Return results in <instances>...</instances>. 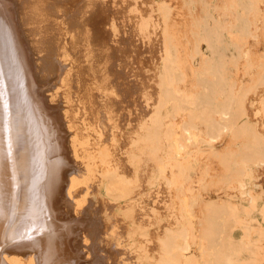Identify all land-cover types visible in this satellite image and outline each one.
<instances>
[{"label":"rangeland","instance_id":"1","mask_svg":"<svg viewBox=\"0 0 264 264\" xmlns=\"http://www.w3.org/2000/svg\"><path fill=\"white\" fill-rule=\"evenodd\" d=\"M184 1L0 0V94L7 96L8 101V96L12 95L15 103L11 102V106L17 107L11 112L5 105L8 101H1L3 97L0 100L1 118L17 121L9 132L13 137L8 143L10 145L7 149H0V154L20 152L24 168L28 169L29 160L33 157L26 155H36L41 145L59 146L56 137L49 139L46 135L41 141L36 133L59 129L64 150L73 163L66 121L71 125V134L83 142L80 154H96L104 147L112 151L118 175L109 182L103 175L104 169L99 168L96 182L89 190L85 185L76 187L73 206L76 211L69 212L63 219L69 228L66 239L71 241L73 238L69 236L75 233L73 219L80 211L84 212L91 236V244L88 242L91 256L100 259L102 254L103 264H154L158 258V239L166 230H174L177 226L178 207L172 201V193L161 170L147 158L150 146L142 147L139 143V138L149 132L158 91L156 83L163 74L164 26L157 4L165 2L170 5L167 6L179 41L183 72L186 73L183 81L186 84L182 82L180 89L188 93L194 92L200 67V59L189 58L193 45L190 33L192 17H205L204 9H208L210 18L229 28L236 24L237 19L235 5L231 8L235 0H204L202 6L194 0H187V4L191 3L192 14ZM142 18H146L144 22ZM11 27L16 29L15 36ZM258 31V35L254 33L245 42L233 29L232 35H224V44H229L227 48L230 50L236 43L238 52L247 47L252 53H258L264 39V23ZM217 55L208 47L204 50L205 58H217ZM244 59L238 53L236 65L231 67L230 80L238 85L245 80ZM12 75H16L18 86L9 85ZM27 79L33 86L27 83ZM29 86L40 95V99L30 94ZM23 103L32 109L23 110ZM185 106L184 109L189 111L190 107ZM245 108V121L256 126L264 137V111H261L264 109V85L246 97ZM36 109L42 113L44 124L48 122L49 126H37L33 121ZM169 113L173 114V111L167 107L161 114L164 120L161 134L165 137L168 132L173 137L174 151L179 119L170 121L167 118L171 115ZM204 133L200 126L195 136L194 151L188 156L172 155L183 166V185L191 192L199 191V184L211 169L218 172L212 152L224 146L212 147ZM14 145L18 147L16 150L10 147ZM59 152L60 156L65 154L64 151ZM84 161L83 158L78 159V170L84 168ZM248 169L249 175L245 177L243 187L226 182L220 196L213 190L201 192L207 201L223 200L236 209L235 218L230 220L234 226L232 243L242 245L246 240V244L252 247L241 253L240 262L264 264V163H250ZM55 171L51 170L49 176H54ZM123 177L136 178L137 186L128 197L114 199L107 193L106 186L123 184ZM252 198L254 204H251ZM32 202H22L26 215L33 206ZM237 219L251 228L250 235L244 230V225L235 223ZM31 223L32 220H28V224ZM28 234L32 236L30 231ZM80 239L78 237L75 241L80 242ZM81 245L80 250L86 252L87 249ZM69 248L65 247L68 255Z\"/></svg>","mask_w":264,"mask_h":264},{"label":"bare ground","instance_id":"2","mask_svg":"<svg viewBox=\"0 0 264 264\" xmlns=\"http://www.w3.org/2000/svg\"><path fill=\"white\" fill-rule=\"evenodd\" d=\"M184 2L190 11L191 3L187 4V0ZM194 2L202 6L204 0H194ZM235 2L232 3L231 8L235 5L233 7L237 11V19L236 24L230 28L223 23L221 25L213 17L210 18L208 9H204L205 17L192 15L190 33L193 37V45L189 58L200 59L197 84L193 93L180 89L181 83L186 79V73L183 72L177 33L172 26L168 7L170 5L165 2L157 4V11L164 26L161 55L163 74L158 77L156 83L158 91L149 132L139 138V143L142 147L150 146L147 158L161 170V175L172 193V201L178 207L179 216L176 218V228L166 230L158 239V258L154 264H242L241 253L245 249L252 248L246 244V240L242 245L232 243L234 226L231 225L230 220L236 215L234 206L223 200L207 201L201 192V190H213L220 196L226 182L243 187L245 177L249 175L248 165L264 163V137L256 126H250L245 121L246 97L251 92H256L260 85H264V39L261 51L258 53H252L247 47L238 52L239 46L236 43L234 49L230 50L227 48L229 44L227 46L224 44L226 42L224 35L226 33L232 35L233 29L244 38L245 42H248L254 33L255 36L258 35V30L264 23V0H235ZM11 29L15 36L16 29L13 27ZM206 47L212 49L214 54L217 53V58H205ZM238 53L245 58L242 62L245 71L242 85L230 80L231 67L236 65ZM63 56H65L64 52ZM15 77L16 75L10 76L9 85L18 86ZM27 83L33 86L30 79H27ZM30 89V94L40 99V95L34 92L33 87ZM8 97L10 102L7 96L0 94L1 101H8L5 104L6 108L14 112L17 107L11 106V102L15 103L12 101V95ZM184 104L190 107L189 111L184 109L186 107ZM23 106V110L32 109L27 104ZM167 107L173 111V114L169 113L171 115L167 118L170 121L172 118L179 119L178 135L174 138V151L171 144L173 137L168 132L165 137L161 134L164 125L161 114ZM261 111L263 112L264 109ZM38 112L33 115L35 117L33 121L40 126L45 121L42 120V113ZM1 117L0 149H7L10 145L9 141L13 139L9 132L16 126L17 121H4ZM49 124L46 122L44 125L49 126ZM66 124L69 128L73 163L64 150L59 129L36 133V137L41 141L46 135L49 139L56 137L59 146L52 148L41 145L36 155H26L28 158L33 157L29 160L28 169L24 168L20 152H6L4 156L0 154V264H103L102 254L100 259L91 256V242H89L91 236L88 218L84 217V212L80 211L77 216L73 214L75 216L73 231L76 234H70L69 238H73L71 241L66 239L69 228L67 229L63 219L66 214H70L69 212L76 211L73 208L74 201L76 202V195L74 196L76 187L85 185L89 190L96 182L99 168L104 169L103 175L109 182L118 175L117 167L114 165L115 158L108 147H104L96 154H80L79 148L83 146V142L73 135L74 133L71 134V125L67 121ZM200 126L204 128L206 140L211 142V146L223 144L224 146L212 152L218 172L214 173L211 169L210 174L199 184V191L191 192L183 185L185 176L183 166L179 161L174 160L172 155L175 153L177 157L184 158L194 151L195 136ZM10 147L14 150L18 148L15 145ZM59 151H64L65 154L60 156ZM79 158L85 161L84 168L78 170ZM51 170H56L54 176H49ZM122 181L121 185L106 186L107 193L112 198L122 200L137 186L136 178L123 177ZM29 200L34 202L29 214L26 215L22 202L26 203ZM84 200L85 198L82 201ZM254 202L252 198L251 204ZM28 220H32V223L28 224ZM235 223L244 225L248 235L252 233L251 228L242 221L238 220ZM76 235L81 238L80 242L75 241L78 238ZM248 238L250 239V236ZM81 244L87 249L86 252L80 250ZM66 246L70 247L69 255L66 253ZM253 257L255 258L254 255Z\"/></svg>","mask_w":264,"mask_h":264}]
</instances>
